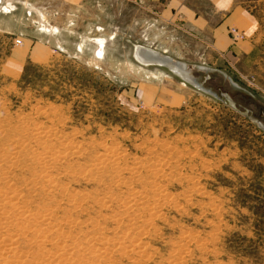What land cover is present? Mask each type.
I'll return each mask as SVG.
<instances>
[{
  "label": "rangeland",
  "instance_id": "1",
  "mask_svg": "<svg viewBox=\"0 0 264 264\" xmlns=\"http://www.w3.org/2000/svg\"><path fill=\"white\" fill-rule=\"evenodd\" d=\"M231 1L252 19L251 67L162 20L161 0H0V191L15 194L0 240L21 258L0 264H264V0ZM135 46L197 82L214 70L210 93Z\"/></svg>",
  "mask_w": 264,
  "mask_h": 264
},
{
  "label": "crops",
  "instance_id": "2",
  "mask_svg": "<svg viewBox=\"0 0 264 264\" xmlns=\"http://www.w3.org/2000/svg\"><path fill=\"white\" fill-rule=\"evenodd\" d=\"M66 7L78 8L88 0H46ZM159 15L171 24L195 32L208 41L218 55L237 66H253L259 58L254 53L253 39L249 33L253 29L252 19L233 5L231 0H161ZM240 35L233 41L230 31ZM249 32V33H248ZM248 34V35H247ZM244 35V37H243Z\"/></svg>",
  "mask_w": 264,
  "mask_h": 264
},
{
  "label": "bare ground",
  "instance_id": "3",
  "mask_svg": "<svg viewBox=\"0 0 264 264\" xmlns=\"http://www.w3.org/2000/svg\"><path fill=\"white\" fill-rule=\"evenodd\" d=\"M230 34H231V37H232V39L235 41H237L238 40V38H240V35L237 33V31H235L234 29H231V31H230ZM97 40V39H96ZM101 41V40H100ZM100 41H98L99 42V44L100 45H102L103 44V42H100ZM94 42V41H93ZM97 42V41H96ZM98 49V48H97ZM101 49L99 48V50L97 51V55H100L101 54ZM133 58L138 62V63H140V64H142V65H146V66H152V65H156V66H164V67H166L168 70H170L171 72H173L174 74H176L177 76H179L183 81H185L186 83H188L189 85H191V86H193V87H195L196 89H198V90H200V91H203V92H205V93H210V91H208V89H206L205 87L203 88V83L209 78L208 76H209V73L211 72H214V70H207V69H205V68H202V67H197L200 71H202L203 70V76H202V79H201V81L200 82H197L194 78H193V76H192V71L189 69V68H187V66L184 64V63H180V62H177V61H173L169 56H165L164 54H161V53H159V52H157V51H155V50H151V49H148V48H144V47H142V46H135V49H134V52H133ZM224 76H225V74H224ZM226 77V76H225ZM228 79V78H227ZM230 83H231V85H232V87L234 88V89H239L240 90V88H238L237 87V85L235 84V83H233L232 81H230ZM213 95V94H212ZM219 97L224 101V103H226L227 105H229L232 109H233V106L235 105V103L232 101V99H231V97L228 95V94H226V93H222V92H220L219 93ZM234 104V105H233ZM236 106V105H235ZM259 125H262L260 122L258 123ZM262 126H264V125H262ZM34 136V135H33ZM23 142V141H22ZM14 144V143H13ZM22 144V143H21ZM13 146V145H12ZM99 146V145H98ZM51 148V147H50ZM12 150H14V149H12ZM66 150H68V149H66ZM14 151H16V150H14ZM111 151V150H110ZM59 152H61V151H59ZM58 152V153H59ZM68 152V151H67ZM48 153V152H47ZM111 153V152H110ZM55 153L53 152V155H54ZM60 154V153H59ZM6 155V154H5ZM48 155V154H47ZM111 155H113V154H111ZM110 155V156H111ZM52 157V156H51ZM114 159V158H113ZM54 161H55V158L53 159ZM94 160V159H93ZM105 160V159H104ZM137 160V159H136ZM53 161V162H54ZM104 162V161H103ZM133 162H135V161H133ZM137 162V161H136ZM52 163V162H51ZM141 163V162H140ZM112 164V163H111ZM142 164V163H141ZM137 165V164H136ZM45 166V165H44ZM135 166V165H134ZM139 166V165H138ZM137 166V167H138ZM131 167V166H130ZM147 167V166H146ZM151 167V166H150ZM155 168V167H154ZM168 169V168H167ZM132 170V169H131ZM149 170H150V168H149ZM130 171V170H129ZM153 171V170H152ZM69 172V171H68ZM137 172V171H136ZM49 173V172H48ZM70 173V172H69ZM129 173V172H128ZM157 173V172H156ZM130 174V173H129ZM134 174V173H133ZM132 174V175H133ZM139 175H141L140 173H138ZM40 175V174H39ZM112 175H114L113 173H112ZM111 175V176H112ZM44 177V176H43ZM132 177V176H131ZM134 177V176H133ZM132 177V178H133ZM35 178V177H34ZM113 178V177H112ZM115 178H117V177H115ZM122 179V178H121ZM38 180V179H37ZM109 181V180H108ZM40 182H42V181H40ZM50 182V181H49ZM51 183V182H50ZM53 183H56V182H53ZM57 185H59V184H57ZM1 187H3V186H1ZM34 187V186H33ZM4 188V187H3ZM50 188V187H49ZM53 188V187H52ZM51 188V189H52ZM62 188V187H61ZM56 189V188H55ZM127 189V188H126ZM7 189H5L4 191H0V198L1 197H8V198H10L7 194H12V197H14L15 196V194L14 193H9L8 191H6ZM132 191V190H131ZM52 192H54L53 190L50 192V193H52ZM129 192V191H128ZM142 192V191H141ZM130 194V193H129ZM135 194V193H134ZM139 194V193H138ZM148 194V193H147ZM17 195H19V194H17ZM48 195V194H47ZM97 195V194H96ZM113 195V194H112ZM154 195V194H153ZM128 196H131V195H128ZM141 196V195H140ZM152 196V195H151ZM164 197V196H163ZM166 197V196H165ZM90 198V197H89ZM143 198V197H142ZM141 198V199H142ZM152 198V197H151ZM137 199V198H136ZM135 199V200H136ZM148 199H150V198H148ZM132 198H131V202H132ZM9 201V200H8ZM82 201V200H81ZM118 201V200H117ZM125 201V200H124ZM126 201H127V198H126ZM130 201V200H129ZM75 203V202H74ZM128 203L129 202H127V204H125V205H128ZM2 204V203H1ZM161 204V203H160ZM19 206V205H18ZM123 206H124V204H123ZM151 207V206H150ZM155 208V207H154ZM47 209V208H46ZM128 209H129V207H128ZM25 210V209H24ZM99 210V209H98ZM145 210V209H144ZM149 210H151V208L149 209ZM125 211H127V210H125ZM147 211V210H146ZM82 212V211H81ZM153 212H154V210H153ZM156 212V211H155ZM159 212V211H158ZM44 213V212H43ZM43 213H42V215H43ZM142 213H144V212H142ZM135 214V213H134ZM39 215V214H38ZM54 215V214H53ZM128 215H130V216H132L133 214L131 213V214H128ZM142 215V214H141ZM144 215V214H143ZM142 215V216H143ZM150 215V214H149ZM152 215V214H151ZM48 216V215H47ZM127 216V215H126ZM139 216V218H141L142 219V217H140V214L138 215ZM145 216V215H144ZM153 216V215H152ZM37 217V216H36ZM45 217V216H44ZM134 217V216H133ZM132 217V219H135V218H133ZM147 217V216H146ZM149 217V216H148ZM38 218V217H37ZM40 218V217H39ZM126 218V217H125ZM128 218V217H127ZM126 218V219H127ZM41 219V218H40ZM59 219V218H58ZM61 219V218H60ZM59 219V220H60ZM67 219H69V218H67ZM110 219V218H109ZM129 219V218H128ZM136 219H137V217H136ZM135 219V220H136ZM141 219H137V220H141ZM46 220V219H45ZM62 220V219H61ZM61 220L59 221V222H61ZM64 220H65V218H64ZM131 220V219H130ZM143 220V219H142ZM48 221V220H47ZM74 221V220H73ZM125 221V220H124ZM145 221H146V218H145ZM144 221V222H145ZM63 222V221H62ZM71 222V221H70ZM80 222V221H79ZM82 222V221H81ZM127 222V221H126ZM130 222V221H129ZM143 222V223H144ZM50 224H51V222H50ZM69 224V223H68ZM136 224V223H135ZM141 224V223H140ZM72 225V224H71ZM79 225H81L80 223H79ZM51 226V225H50ZM134 226V225H133ZM138 226V225H137ZM61 227V226H60ZM60 227H59V229H60ZM78 227V226H77ZM93 227V226H92ZM53 228V227H52ZM72 228V227H71ZM74 228H76V227H74ZM59 229H57V230H59ZM97 229H100V228H98L97 227ZM104 229V228H103ZM137 229V228H136ZM38 230V229H37ZM50 231V230H49ZM37 231H36V229H34V233H36ZM56 232V231H55ZM101 232V231H100ZM122 232V231H121ZM47 233V232H46ZM50 233V232H49ZM64 233H66V232H64ZM140 233V232H139ZM138 233V234H139ZM94 234V233H93ZM138 234H136V235H138ZM21 235V234H20ZM52 235H54L55 236V233L54 234H52ZM65 235V234H64ZM87 235H88V233H87ZM96 235V234H95ZM99 235H101V234H99ZM117 235V234H116ZM121 235V234H120ZM130 234H128V236H129ZM139 235H141V234H139ZM40 236V235H39ZM38 236V237H39ZM54 236H52L53 237V239H55L54 238ZM65 236H67V234L65 235ZM89 236V235H88ZM117 236H119V235H117ZM12 237H14V236H12ZM17 237V236H16ZM64 237V236H63ZM91 237V236H90ZM26 238V237H25ZM30 238V237H29ZM69 238V237H68ZM93 238V237H92ZM104 238H105V236H104ZM119 238V237H118ZM139 238V237H138ZM12 239H14V238H12ZM79 239V238H78ZM99 238H97L96 240H98ZM114 239V238H113ZM125 239H128V237L127 238H125ZM28 240H30V239H28ZM116 240V239H115ZM119 240V239H118ZM131 240H132V238H131ZM18 241V240H17ZM27 241V240H26ZM47 241V240H46ZM120 241V240H119ZM14 242H16V240L14 241ZM28 242V241H27ZM76 242V241H75ZM89 243H90V241H88ZM88 242H86V243H88ZM92 242H95V241H92ZM105 242V241H104ZM124 242V241H123ZM128 242V241H127ZM127 242H124V243H126L127 244ZM49 243V242H48ZM56 243H59V242H56ZM55 243V244H56ZM99 243V242H98ZM111 243V242H110ZM130 243V242H129ZM19 244V243H18ZM43 242H41V241H38L37 243H36V247H37V250L39 251H41V249L42 248H44L43 247ZM123 244V243H122ZM131 244H133V243H131ZM130 244V245H131ZM12 244H11V242H10V240H8V239H5V238H3V239H1L0 240V259H7V257H9V256H11L10 258L12 259V260H17V261H19L21 258L17 255L18 253H16L15 252V249L11 246ZM112 245H116V244H113L112 243ZM120 245V244H119ZM125 245V244H124ZM34 246H35V244H34ZM107 246V245H106ZM127 246V245H126ZM140 246V245H139ZM16 247H17V245H16ZM83 247V246H82ZM92 247H93V245H92ZM95 247H99V246H95ZM109 247V246H108ZM129 247V246H128ZM75 248V247H74ZM86 248V247H85ZM91 248V247H90ZM120 248V247H119ZM125 248H127V247H125ZM16 249H18V248H16ZM58 249V248H57ZM61 249V248H60ZM121 249V248H120ZM31 250V249H30ZM59 250V249H58ZM74 250V249H73ZM102 250V249H101ZM117 250V249H116ZM60 251V250H59ZM84 251V250H83ZM87 251V250H86ZM92 251H93V249H92ZM118 251V250H117ZM134 251V250H133ZM41 252H43V249H42V251ZM85 252V251H84ZM96 252H97V250H96ZM113 252H115V251H113ZM119 252V251H118ZM33 253V252H32ZM45 253V252H44ZM95 253V252H94ZM111 253V252H110ZM121 253H123L122 251H121ZM178 253V252H177ZM83 254V253H82ZM124 254V253H123ZM24 255V254H23ZM28 255H30V254H28ZM43 255V254H42ZM76 255H79L78 253L76 254ZM97 255H100V254H97ZM120 255V254H119ZM62 256V255H61ZM73 256V255H72ZM138 256V255H137ZM70 257V256H69ZM76 257V256H75ZM77 257H79V256H77ZM99 257V256H98ZM97 257V258H98ZM108 257V256H107ZM24 258V257H23ZM26 258V257H25ZM29 259H31L30 257H28ZM27 258V259H28ZM72 258V257H71ZM80 258V257H79ZM123 258V257H122ZM127 258V257H126ZM140 258V257H139ZM28 259V260H29ZM62 259V258H61ZM96 259V258H95ZM99 259V258H98ZM101 259V258H100ZM37 260H38V257H37ZM55 260V259H54ZM120 260V259H119ZM27 261V260H26ZM31 261V260H30ZM53 261V260H52ZM51 261V262H52ZM58 261H60V260H58ZM83 261V260H82ZM81 261V263H83V264H85L84 262H82ZM102 261V260H101ZM50 262V263H51ZM87 262V261H86ZM103 262V261H102ZM114 262V261H113ZM136 262V261H135ZM138 262V261H137ZM5 263V262H4ZM21 263V262H20ZM23 263V262H22ZM74 263V262H73ZM72 263V264H73ZM98 263V262H97ZM100 263V262H99ZM105 263V262H104ZM24 264H26V263H24ZM45 264H48V263H45ZM95 264V263H94Z\"/></svg>",
  "mask_w": 264,
  "mask_h": 264
},
{
  "label": "water",
  "instance_id": "4",
  "mask_svg": "<svg viewBox=\"0 0 264 264\" xmlns=\"http://www.w3.org/2000/svg\"><path fill=\"white\" fill-rule=\"evenodd\" d=\"M235 105L233 106V108H234L235 111H237L239 113H243L245 116H248L250 114V112L248 110H246V109L240 110V106H238V105L235 106ZM259 126L264 129V126H262V125H259Z\"/></svg>",
  "mask_w": 264,
  "mask_h": 264
},
{
  "label": "built area",
  "instance_id": "5",
  "mask_svg": "<svg viewBox=\"0 0 264 264\" xmlns=\"http://www.w3.org/2000/svg\"><path fill=\"white\" fill-rule=\"evenodd\" d=\"M16 45H21V42L19 41V39L16 41Z\"/></svg>",
  "mask_w": 264,
  "mask_h": 264
}]
</instances>
